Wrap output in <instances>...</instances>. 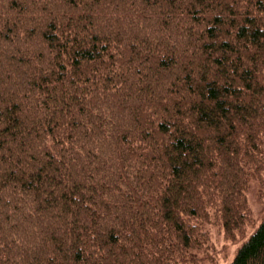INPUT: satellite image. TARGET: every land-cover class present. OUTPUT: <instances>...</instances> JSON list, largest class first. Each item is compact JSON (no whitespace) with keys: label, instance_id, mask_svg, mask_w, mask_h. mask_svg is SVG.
Wrapping results in <instances>:
<instances>
[{"label":"trees","instance_id":"1","mask_svg":"<svg viewBox=\"0 0 264 264\" xmlns=\"http://www.w3.org/2000/svg\"><path fill=\"white\" fill-rule=\"evenodd\" d=\"M263 174L264 0H0V264L208 263Z\"/></svg>","mask_w":264,"mask_h":264},{"label":"rangeland","instance_id":"2","mask_svg":"<svg viewBox=\"0 0 264 264\" xmlns=\"http://www.w3.org/2000/svg\"><path fill=\"white\" fill-rule=\"evenodd\" d=\"M246 207L245 224L231 235H227L220 222L210 216L211 223H206L204 226V230L207 231L204 244L206 248L203 247L202 250H211V255L208 263L201 264H229L243 238L247 237L264 218V174L249 183L246 191Z\"/></svg>","mask_w":264,"mask_h":264}]
</instances>
